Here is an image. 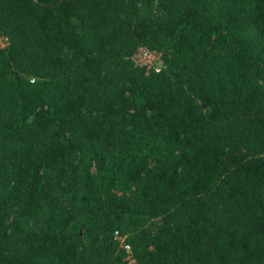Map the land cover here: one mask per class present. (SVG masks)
<instances>
[{
  "label": "trees",
  "instance_id": "1",
  "mask_svg": "<svg viewBox=\"0 0 264 264\" xmlns=\"http://www.w3.org/2000/svg\"><path fill=\"white\" fill-rule=\"evenodd\" d=\"M0 264H264V0H0Z\"/></svg>",
  "mask_w": 264,
  "mask_h": 264
},
{
  "label": "built area",
  "instance_id": "2",
  "mask_svg": "<svg viewBox=\"0 0 264 264\" xmlns=\"http://www.w3.org/2000/svg\"><path fill=\"white\" fill-rule=\"evenodd\" d=\"M2 45H6V42L1 41ZM136 62L140 65H145L147 68H155L156 71H160L163 64L160 60V56L152 51L141 50L140 53L136 57ZM121 238V237H120ZM126 249H130L128 244L125 245Z\"/></svg>",
  "mask_w": 264,
  "mask_h": 264
}]
</instances>
